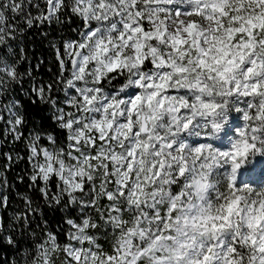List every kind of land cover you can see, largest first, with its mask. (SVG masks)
Listing matches in <instances>:
<instances>
[{
  "label": "snow or ice",
  "instance_id": "1",
  "mask_svg": "<svg viewBox=\"0 0 264 264\" xmlns=\"http://www.w3.org/2000/svg\"><path fill=\"white\" fill-rule=\"evenodd\" d=\"M61 15L81 22L62 50L50 44L63 96L53 83L31 92L66 146L26 137L19 100L0 103V123L25 141L29 187L81 218L66 219L63 243L37 225L22 252L16 232L40 211L24 196L25 210L0 217V245L19 258L0 264H264V167L253 177L264 165V0H0V97L22 84L25 29Z\"/></svg>",
  "mask_w": 264,
  "mask_h": 264
},
{
  "label": "trees",
  "instance_id": "2",
  "mask_svg": "<svg viewBox=\"0 0 264 264\" xmlns=\"http://www.w3.org/2000/svg\"><path fill=\"white\" fill-rule=\"evenodd\" d=\"M60 20L62 21L61 23L53 21L50 25L44 24L39 28L25 29L23 36L19 38L18 42L26 49L27 60L21 61L16 65L20 73L23 74L22 84H10L7 93L0 97V103H8L14 100L21 102L20 112L25 118V126L22 130L25 136L27 137L32 132H39L44 137L41 140V144L45 146H49L48 134L55 136L61 146H66V139L64 132L53 119V112L49 106L36 100L31 89L33 85L53 83L55 84L53 95L63 96V91H58L62 88V85L56 83L60 68L55 50L50 44H55L62 50L64 40L78 38L76 30L81 25L78 18L69 20L65 15H61ZM41 33H46V36ZM16 58L12 57V59ZM33 101L36 102L33 103ZM5 119H7V115H5ZM6 154L13 157L12 161L6 159ZM17 156L21 158L17 159ZM31 171L25 141H14L12 136L6 131V125L0 123V177H4L7 180V187L0 188V194L8 197L7 206L0 207V217L3 218L5 224H8L17 212L25 210L24 196L31 197L33 207L39 205L40 209L39 212L33 214L31 228L28 231L20 230L16 232V239L20 243L22 252L30 250L29 246L36 239L31 235L32 230L37 235H42L41 228L37 227V225L59 234L58 239L63 243L66 242L65 234L69 230L65 222L66 219L78 220L72 208L69 212H65L60 209L53 210V208L45 205L36 190L29 187ZM50 187L53 192L57 191L54 185ZM107 203L106 200L100 201L101 206ZM91 215L98 223H103L95 211L92 210ZM106 231L107 235H105ZM93 232L103 248L106 251H110L112 240L110 229L100 228L93 230ZM0 257L12 258L13 261L19 258L16 251L6 245H0ZM57 264H60V258L57 259Z\"/></svg>",
  "mask_w": 264,
  "mask_h": 264
},
{
  "label": "rangeland",
  "instance_id": "3",
  "mask_svg": "<svg viewBox=\"0 0 264 264\" xmlns=\"http://www.w3.org/2000/svg\"><path fill=\"white\" fill-rule=\"evenodd\" d=\"M261 167H264V165H257V168H256L255 172L253 173V177L256 178L257 180H259V173H260V169H261ZM97 181H98V180H97ZM57 182H58V181L53 180V182H52L51 185H54V186H55ZM98 183H99V181L97 182V184H98ZM51 185H50V186H51ZM56 190L58 191L57 188H56ZM78 195H79V194H78ZM85 199H87V197H85ZM72 209H73V211L75 212V214H76V216H77V219L81 218V211H80V209H79L78 207H76V206H73ZM92 210H93V209H86V210H85V213H86L87 215H90V216L93 217V215H91ZM93 211H94V210H93ZM93 219L96 220L94 217H93ZM96 222L98 223L97 220H96ZM68 227H69V226H68ZM92 231H93V230H92ZM104 250H105V249H104Z\"/></svg>",
  "mask_w": 264,
  "mask_h": 264
}]
</instances>
